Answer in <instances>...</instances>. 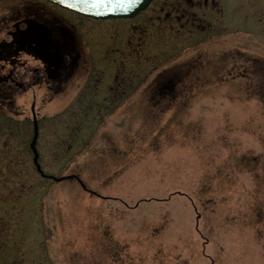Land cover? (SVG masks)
Wrapping results in <instances>:
<instances>
[{"label": "rangeland", "instance_id": "374dc122", "mask_svg": "<svg viewBox=\"0 0 264 264\" xmlns=\"http://www.w3.org/2000/svg\"><path fill=\"white\" fill-rule=\"evenodd\" d=\"M216 1L200 89L185 108L107 111L97 136L74 142L59 102L40 110L41 168L77 175L92 193L38 177L29 123L0 142V165L17 170L0 173V215L21 227L25 253L40 246L61 263L69 251V264H264V88L254 80L264 74V0ZM12 178L26 189H4Z\"/></svg>", "mask_w": 264, "mask_h": 264}, {"label": "flooded vegetation", "instance_id": "af4514ba", "mask_svg": "<svg viewBox=\"0 0 264 264\" xmlns=\"http://www.w3.org/2000/svg\"><path fill=\"white\" fill-rule=\"evenodd\" d=\"M216 9V0H151L132 18L95 19L50 0H0V142L25 122L32 142L35 114L37 148L40 110L55 102L67 112L70 142L97 136L107 111L185 108V94L200 89L201 34L211 37ZM13 182L3 188L26 189ZM23 234L0 215V264H69V251L61 263L40 246L25 253Z\"/></svg>", "mask_w": 264, "mask_h": 264}, {"label": "water", "instance_id": "95a60500", "mask_svg": "<svg viewBox=\"0 0 264 264\" xmlns=\"http://www.w3.org/2000/svg\"><path fill=\"white\" fill-rule=\"evenodd\" d=\"M53 3H56L64 8L75 11L79 14L93 17L95 19H110V18H131L137 15L139 12L144 10L151 2V0H111V7H101V8H91L88 4L91 3V0H88V4L82 2V0H50ZM105 3H108V0H105ZM75 5V6H73ZM35 120V133L34 138L31 143V147L34 151V162L36 163L38 169L43 174L41 167L38 163V152L36 149V140L38 137V125L36 116L34 114ZM73 177V175H67L62 177L54 178L56 181H62ZM81 186L84 189L86 185L79 179ZM92 192L91 190H88Z\"/></svg>", "mask_w": 264, "mask_h": 264}, {"label": "snow or ice", "instance_id": "6c2138e0", "mask_svg": "<svg viewBox=\"0 0 264 264\" xmlns=\"http://www.w3.org/2000/svg\"><path fill=\"white\" fill-rule=\"evenodd\" d=\"M82 2L88 4V0H82ZM75 6V5H73ZM91 8H101V7H111V0H108V3H105V0H91V3L88 4Z\"/></svg>", "mask_w": 264, "mask_h": 264}, {"label": "trees", "instance_id": "16d2710c", "mask_svg": "<svg viewBox=\"0 0 264 264\" xmlns=\"http://www.w3.org/2000/svg\"><path fill=\"white\" fill-rule=\"evenodd\" d=\"M264 74H262V77L260 76V75H256L255 77H254V80H256L257 81V83L258 84H256V90H259V89H263L264 88V80H262L261 78H263L264 79V76H263ZM261 77V78H260Z\"/></svg>", "mask_w": 264, "mask_h": 264}]
</instances>
